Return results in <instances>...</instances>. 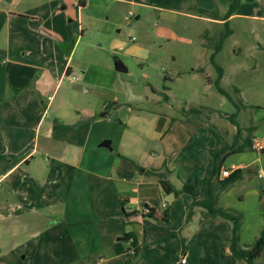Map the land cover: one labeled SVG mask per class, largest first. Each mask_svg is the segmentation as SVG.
I'll use <instances>...</instances> for the list:
<instances>
[{
  "label": "crops",
  "instance_id": "0c3cea01",
  "mask_svg": "<svg viewBox=\"0 0 264 264\" xmlns=\"http://www.w3.org/2000/svg\"><path fill=\"white\" fill-rule=\"evenodd\" d=\"M104 1L0 0V227L27 224L38 210L52 213L48 226L64 241L51 257L64 253L72 264H245L230 253V222L188 204L203 197L209 151L242 147L220 164L216 180L223 170L241 177L218 193L216 207L240 216V248L262 235L264 150L253 145L264 147V106L205 114L210 126L195 128L119 100L116 51H106L107 65L80 48L86 33L102 31ZM256 11L237 9L213 24L238 16L264 21V6ZM105 140L109 148L99 146ZM146 140L159 142L160 152L147 153ZM51 243L44 242V260ZM256 262L264 263V251Z\"/></svg>",
  "mask_w": 264,
  "mask_h": 264
},
{
  "label": "rangeland",
  "instance_id": "374dc122",
  "mask_svg": "<svg viewBox=\"0 0 264 264\" xmlns=\"http://www.w3.org/2000/svg\"><path fill=\"white\" fill-rule=\"evenodd\" d=\"M231 1L136 0L142 3L139 6L104 1L109 10L104 11L97 22L102 31L86 33L80 48L87 49L89 59H101L107 65L108 49L116 51L128 69L127 73L114 72L117 77L115 95L119 100L129 97V104L134 108L141 106L145 111L181 116L195 128L210 126L205 114L210 117H220L225 112L232 114L242 103L254 108L264 106V21L238 16L225 24H213L209 14L198 11L217 12L219 19H223ZM263 4L264 0H241L238 10L256 14V7L262 8ZM83 23L81 19V27ZM223 37L214 61L223 70L220 86L229 98L215 89L217 72L210 62ZM100 44L104 52L93 48ZM96 53L98 57L93 56ZM191 108L199 113L182 112ZM138 133L143 134L144 130ZM145 143L147 153L150 147L160 152L159 142L150 145L146 140ZM51 214L38 210L27 224L0 227V264L47 261L72 264L64 253L60 259L51 257L50 253L56 255L59 244L64 241L62 231L48 226L50 218L46 216ZM89 215L93 217V212ZM46 239L52 243L47 245L49 255L44 260ZM21 251L28 253L25 260L21 258Z\"/></svg>",
  "mask_w": 264,
  "mask_h": 264
},
{
  "label": "trees",
  "instance_id": "16d2710c",
  "mask_svg": "<svg viewBox=\"0 0 264 264\" xmlns=\"http://www.w3.org/2000/svg\"><path fill=\"white\" fill-rule=\"evenodd\" d=\"M241 0H232L231 4L225 14L223 19H219V14L217 12L208 13L203 10H198L201 13L209 14L213 20H227L239 7ZM224 40V37L219 41L218 46L215 48L214 53L211 55L210 62L215 67L217 72L215 80V89L217 92L226 98L227 93L220 86V80L223 76V70L220 68L214 61L215 54L220 51L221 44ZM190 114H195L198 111L196 109H189L187 111ZM234 116V115H233ZM231 116V117H233ZM239 136V130L237 129L236 137ZM244 148L237 147L236 149L222 147L221 149L209 151V162L207 164L206 174L203 178V197L199 201L188 204V208L192 207H201L206 210V215L213 218H222L230 222L229 236H228V245L231 255L239 261H244L245 264H252L255 259H257L261 253L264 251V231L260 237H258L253 246L242 249L239 246V227H240V216L234 214L233 212L223 210L216 207L217 195L218 193L226 190L232 183L238 180L241 177V171H233L229 177L224 178L223 180H216L219 174V167L223 158L230 154L231 152H241ZM161 185L166 192H170L171 188L167 187L165 181H161Z\"/></svg>",
  "mask_w": 264,
  "mask_h": 264
},
{
  "label": "water",
  "instance_id": "95a60500",
  "mask_svg": "<svg viewBox=\"0 0 264 264\" xmlns=\"http://www.w3.org/2000/svg\"><path fill=\"white\" fill-rule=\"evenodd\" d=\"M113 65H114V68H115V71L117 72H121V73H125L126 72V69L125 67H123V64L121 62H113ZM100 147H103V148H109L110 146V141H102L100 144H99ZM264 264V263H263Z\"/></svg>",
  "mask_w": 264,
  "mask_h": 264
},
{
  "label": "built area",
  "instance_id": "2783aa9c",
  "mask_svg": "<svg viewBox=\"0 0 264 264\" xmlns=\"http://www.w3.org/2000/svg\"><path fill=\"white\" fill-rule=\"evenodd\" d=\"M132 40H134V38H133ZM253 147H254L255 149L259 150V151L264 150V147H263L261 144H259L258 142H255L254 145H253ZM229 175H230V172H229L228 170H223V171L221 172V177H222V178H227V177H229ZM180 263H181V264H185V259H181V260H180Z\"/></svg>",
  "mask_w": 264,
  "mask_h": 264
}]
</instances>
